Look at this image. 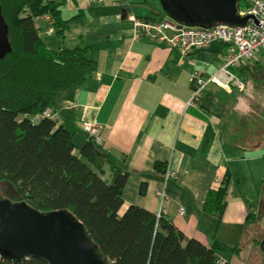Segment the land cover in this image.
<instances>
[{
    "label": "crops",
    "instance_id": "obj_1",
    "mask_svg": "<svg viewBox=\"0 0 264 264\" xmlns=\"http://www.w3.org/2000/svg\"><path fill=\"white\" fill-rule=\"evenodd\" d=\"M72 4L79 18L65 37L47 29L41 38L52 50L67 47V39L75 46L88 45L98 71L63 101L60 123L76 131L80 123L95 122L101 126L104 149L126 155L134 173L123 192L122 210L138 205L161 213L205 246H211L215 232L229 245L250 243L248 264H261L257 245L264 242V118L249 119L254 106L264 107V51L233 69L243 88L208 83L223 63V43L183 56L167 41L135 33L134 20L158 19L153 14L162 10L158 1ZM198 79L206 82L201 89ZM75 139L79 146L88 140L81 131ZM156 161L167 164L166 174L153 171ZM143 181L148 189L141 196ZM224 184L229 186L227 207L217 228L218 219L204 214L203 207L208 193ZM250 213L254 216L248 219ZM241 256L220 254L232 264H239Z\"/></svg>",
    "mask_w": 264,
    "mask_h": 264
},
{
    "label": "trees",
    "instance_id": "obj_2",
    "mask_svg": "<svg viewBox=\"0 0 264 264\" xmlns=\"http://www.w3.org/2000/svg\"><path fill=\"white\" fill-rule=\"evenodd\" d=\"M65 1L0 0L12 45V53L0 61V193L40 213L69 211L112 264H232L222 262L220 254L240 255L241 249L219 241L217 232L211 246H205L186 237L163 214L138 205L123 211V192L134 173L126 165V155L104 149L100 125L95 136L84 131L85 123L76 131L60 123L63 101L98 71L88 45L52 50L40 36L53 28L65 37L79 18H63ZM247 8L237 1L238 11ZM153 14L158 21L167 17L163 10ZM46 112L52 118L34 121ZM77 131L87 136L82 146L76 142ZM153 171L164 175L167 164L156 161ZM228 189L224 184L210 191L204 203L203 213L218 219L217 228ZM1 264L49 263L30 259Z\"/></svg>",
    "mask_w": 264,
    "mask_h": 264
},
{
    "label": "water",
    "instance_id": "obj_3",
    "mask_svg": "<svg viewBox=\"0 0 264 264\" xmlns=\"http://www.w3.org/2000/svg\"><path fill=\"white\" fill-rule=\"evenodd\" d=\"M238 0H159L164 13L188 27L209 29L225 24L244 27L253 17L242 18ZM255 24L257 21L254 19ZM8 25L0 5V61L12 53ZM148 183L143 181L140 195ZM263 260H264V253ZM0 258L23 262L41 259L49 264H112L90 240L84 226L69 211L40 213L26 202L14 203L0 193Z\"/></svg>",
    "mask_w": 264,
    "mask_h": 264
},
{
    "label": "built area",
    "instance_id": "obj_4",
    "mask_svg": "<svg viewBox=\"0 0 264 264\" xmlns=\"http://www.w3.org/2000/svg\"><path fill=\"white\" fill-rule=\"evenodd\" d=\"M242 1L248 5V8L241 13V16L253 17L244 27L220 24L209 29L178 28L175 21L167 16L159 21L136 19L134 30L137 35L150 37L157 41H167L183 56L207 48L215 41L225 44L226 54L223 63L208 83L243 88L244 84L235 76L233 69L243 61H254L259 53L264 51V0ZM168 33H173L171 38H168ZM197 82L199 89L206 84L202 79H198ZM46 117L52 118L50 112H46L37 119ZM84 131L97 136L100 128L95 122L85 123ZM159 196L165 199L164 193H159ZM180 214H184L183 209H180ZM1 262L0 258V264Z\"/></svg>",
    "mask_w": 264,
    "mask_h": 264
},
{
    "label": "rangeland",
    "instance_id": "obj_5",
    "mask_svg": "<svg viewBox=\"0 0 264 264\" xmlns=\"http://www.w3.org/2000/svg\"><path fill=\"white\" fill-rule=\"evenodd\" d=\"M73 4H72V0H66L65 1V4H64V6H63V16H64V18L67 20L68 18L70 19L71 17L73 18V17H75L76 15H78V12H73V6H72ZM160 7V6H159ZM87 21H89L88 20V18H87ZM73 25V24H72ZM38 26H39V24H38ZM50 32H52V33H55L53 30H51L50 29ZM67 34V33H66ZM65 34V35H66ZM76 45V42H70V39H67V41H66V45L65 46H67V47H73V46H75ZM253 111L255 112V114H252L251 116H250V119H249V121L251 122V121H253V120H255V119H259V117H261V119L262 118H264V107H259V106H254L253 107ZM253 112V113H254ZM262 134L264 133V131H260ZM6 192H8L7 194H9L10 192L9 191H6ZM11 194V193H10ZM9 194V195H10ZM262 217H263V221H262V225H261V228H264V211H263V214H262ZM256 231H255V233H257L258 232V230L257 229H255ZM262 238H264V235L262 234V235H260ZM261 237H259V238H261ZM252 251H253V247H252V245L250 244V243H246L245 244V249H244V251H243V253H242V256H241V258L238 260L239 261V264H248L249 263V259H250V256H251V254H252ZM260 251L262 252V253H264V248L263 247H261L260 248ZM263 255V254H262ZM261 255V256H262ZM228 257H231V256H228ZM262 258H263V256H262Z\"/></svg>",
    "mask_w": 264,
    "mask_h": 264
},
{
    "label": "bare ground",
    "instance_id": "obj_6",
    "mask_svg": "<svg viewBox=\"0 0 264 264\" xmlns=\"http://www.w3.org/2000/svg\"><path fill=\"white\" fill-rule=\"evenodd\" d=\"M237 10V9H236ZM237 12L239 13V15L241 16V13L242 12H244V10H240V11H238L237 10ZM242 18H244V17H247V16H241ZM47 21L49 20V19H46ZM176 23V25H177V27L178 28H187V29H190V28H201V29H205V28H203V27H188V26H186V25H180L178 22H175ZM51 30H53L54 31V29L53 28H50ZM41 34H42V32H41ZM41 34H40V36H41ZM240 65V63L235 67V68H237L238 66ZM41 116V115H40ZM37 117H39V116H37ZM37 117H35L34 118V121L35 122H38V121H40L41 119H37ZM84 123H93V122H84ZM227 203V202H226ZM227 207V206H226ZM161 214V213H160ZM218 239V238H217ZM219 240V239H218ZM213 241V240H212ZM212 241H211V244H212ZM220 241V240H219ZM210 244V245H211ZM245 244L246 243H243V244H236V246H239L240 247V249H241V252L243 253V251H244V249H245ZM258 247H263L264 246V242L263 243H258V245H257ZM252 253H253V251H252ZM252 255V254H251ZM250 258H251V256H250ZM222 259V258H221ZM222 262H226V261H223L222 260ZM112 263V262H111ZM261 264H264V260H262V262H261Z\"/></svg>",
    "mask_w": 264,
    "mask_h": 264
},
{
    "label": "flooded vegetation",
    "instance_id": "obj_7",
    "mask_svg": "<svg viewBox=\"0 0 264 264\" xmlns=\"http://www.w3.org/2000/svg\"><path fill=\"white\" fill-rule=\"evenodd\" d=\"M264 248V247H263ZM262 253V252H261Z\"/></svg>",
    "mask_w": 264,
    "mask_h": 264
}]
</instances>
